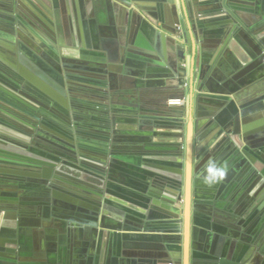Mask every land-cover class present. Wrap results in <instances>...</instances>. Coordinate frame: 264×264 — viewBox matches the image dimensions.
Here are the masks:
<instances>
[{
  "label": "crops",
  "instance_id": "1",
  "mask_svg": "<svg viewBox=\"0 0 264 264\" xmlns=\"http://www.w3.org/2000/svg\"><path fill=\"white\" fill-rule=\"evenodd\" d=\"M135 1L145 5L156 2ZM183 1L185 23L201 22L203 26L195 38L187 35L186 42L180 33L173 36L159 30L153 11L141 12L118 0H39L57 20V37L45 36L58 61L45 53L42 57L50 68H59L54 79L44 74L47 67L40 69L27 50L19 52L21 57L15 56L0 38V68L26 86L24 95L29 100L50 107L56 102L52 94H60L54 86L66 92L63 98L68 102L72 96L77 99L76 107L68 108L72 119L73 112L80 119L72 120V127L81 126L73 133L74 150L79 152L76 140L83 137L89 146L83 149L104 153L107 172L102 178L103 188H92L93 193L85 195L75 191L70 178L64 179L69 182L41 184L3 174L0 194L17 190L21 203L17 209L0 210V231L15 230L10 225L17 224L18 228L31 227L33 233H23L14 242L0 239V264H146L150 249L142 242L123 241L120 236L125 217H134L140 209V203L126 194H140L130 188L131 183H139L136 179L140 176L164 178L182 168L184 130L181 132L187 116L184 88L188 86L193 53L200 119L205 121L204 127H210L199 160L204 184L201 194L214 202L204 206L202 213L207 226L214 228L204 230L212 236L207 241L214 251L223 246L225 260L264 264V157L245 159L230 142L213 151L210 147L217 133L230 125L234 110L243 113L250 135L264 129V0L232 1L244 26L234 31L236 24L212 23L221 16L217 12L223 0ZM20 2L26 8L31 3ZM2 3L5 1L0 0ZM21 12L28 17L24 10ZM149 62L158 66L149 69ZM141 67L168 74L162 79L165 85L153 84L158 79L146 78ZM173 77L185 85L169 83ZM81 133L84 136H79ZM45 151L41 153L50 154ZM112 163L114 167H110ZM217 166L224 171L223 177L206 182ZM10 184L21 188L11 189ZM257 198L259 206L252 204ZM44 204L51 205V210L44 211ZM37 208L39 215L35 214ZM50 212L81 221L59 219ZM19 219H25L21 226Z\"/></svg>",
  "mask_w": 264,
  "mask_h": 264
},
{
  "label": "water",
  "instance_id": "2",
  "mask_svg": "<svg viewBox=\"0 0 264 264\" xmlns=\"http://www.w3.org/2000/svg\"><path fill=\"white\" fill-rule=\"evenodd\" d=\"M4 1L5 4H0V9L2 10L0 13V23L3 28V30L0 31V38H2L1 42L6 43L9 47L8 52L10 51V53L15 56L17 55L21 57V53L19 52H25V50H27L31 58L37 61L40 69L41 66L47 67L43 68L44 74L51 76L53 79L57 77L55 70L58 71L59 68H50L49 65L45 64L44 60H42L45 53L58 61L52 53V50L49 49L53 48L52 44H50L48 38L45 36V33H47L52 38L57 37L54 34V32H57V20H55V14L53 16V13L46 9L44 10V7L39 0H30L31 3H29L27 8L22 2H20V0ZM118 1L123 2L126 5H132V9L141 12L153 11V13H155L154 17L157 18V21L160 24L159 30L167 32L173 36L180 33L185 42L187 40V35H191L195 38L198 31L203 28L201 22L196 25L189 24V22L185 23L183 16H187V14L184 11L185 6L183 0H155L156 2H150L151 4L148 5H145L144 2H136L135 0ZM225 1L226 0H223L219 12H217L221 16L215 18L212 23L216 22L221 25L229 26L236 24L233 31L236 30V27L238 26L244 27L243 23L236 15L239 8L232 4V1L234 0H231L230 3ZM19 6L21 10L26 12L28 17L19 10ZM153 32L159 33L155 31ZM24 34H26V36ZM192 46L193 43L191 44V48ZM193 54L194 57L188 64V86L184 88V90L187 91L184 92V95H187V116L185 128L182 129L181 132L182 134L184 130V138L181 141L183 151L181 154L183 162L182 168L171 172L169 177L164 178L161 177L156 179L154 178L156 176H140V179H136L139 183H131L132 187H130L133 190L140 192V194H126L140 203V205H138L140 206V209L134 208L137 210L135 211L134 217H125L123 220L124 223L120 227V230L123 231L120 236H122L121 238L123 241L131 242L129 240H135L136 242H142L145 247L150 249L146 252L150 253V255H148L150 259H147L146 264H237L222 258V245L221 247L218 246V250L216 251L211 250L210 243L207 239L210 240L212 236H207L208 232L204 231H213L214 229L208 227L203 220L205 219L202 215L204 206L213 205L214 202L213 198L206 194H201L204 184L200 180L202 168L199 162L204 153L201 151L207 144V133L205 132L210 127H204L205 121L200 119L201 114L199 113V109H201V106L200 100L197 98L200 96V88H195L196 84L193 78L195 53ZM156 66H158L156 63H150L148 67L146 65L149 69ZM141 68L146 71V78L158 79L153 84L165 85L166 81L162 79L166 78L168 74L164 75L160 73L158 68H155L154 70H147L145 67ZM175 74H177L176 77L179 78V73L176 72ZM250 80L251 79L246 80V82L248 83ZM147 83L150 84V82ZM169 83L174 85L178 84L180 87L185 85L184 82H179L175 77H173ZM54 88L60 94H52L56 102L52 103L50 107L53 111H57L56 117L62 118L63 112H69V106L76 107L77 99L72 96L68 102L63 98L66 96V92H62L63 90L56 86H54ZM71 89L74 90L73 87H71ZM25 90L26 86L23 83L0 68V103L3 101L5 105L15 107L29 116L31 115L36 121L40 122L41 129L39 132H36L35 137L38 141L34 138L31 140L32 133L25 139L26 143L34 145L36 142L38 144L36 145L38 149L43 148L44 150L49 149V147L43 145L44 143H48L52 145V147L59 149V152L50 151V153L56 155L57 153L60 154L63 156V161L59 163L60 159H56L49 154L42 155L41 152V155L34 154V149L36 147L33 149L31 148L32 146L29 147L25 145L23 148L27 151H19L18 147L21 145L18 142H15L14 140L12 141L0 133V178L4 177V175L9 176L10 178H17L15 177V174L18 173L17 175H21L23 172H19L20 169H26L29 170V175L31 176L34 171H36L39 175L35 173L33 177L36 179L32 180L41 184L49 183L50 180H53V183L66 182L68 180L65 181L64 179L70 178L68 175L77 178L78 181L75 182L76 184L74 183L76 187L75 189H77L75 191H78V193H81L82 195H85L83 194L85 192L88 194L93 193L92 188L102 189L105 185L102 178L107 172L104 170V165L98 163L99 156H96V158L92 157L93 159L88 158L87 161L81 160L79 161V165L76 162L74 163V160L67 158L64 154L60 153L63 148L71 149L69 145L64 142L69 136L64 134L62 129L56 128L55 125L45 117L50 114L43 112V107H41V105L39 106V103L29 100V97L24 95ZM1 94L6 97L3 98ZM231 105L233 106V103ZM23 107H26L27 110H24ZM37 109L40 111L39 114L41 118L39 117V114L36 116L30 112L37 111ZM234 112L235 114L230 125L224 127V131L219 135L217 133L215 138H213V142L210 144L212 151L215 147L225 142H230L236 145L238 152L241 153L245 159L248 158L252 161L253 158L258 160L262 155L264 157V129L257 134L250 135L247 130V120L243 119V113L238 110H234ZM2 118L3 117H0V123L5 122L10 127H21V123L16 119ZM209 126H212V124ZM10 134L9 132L6 133L9 137L11 136ZM16 138H18V140L20 139L18 136H16ZM41 138L43 140H41ZM39 141L41 143L43 141L44 143L40 145ZM129 176L132 177L131 174H129ZM147 180L153 181H151V183L145 182ZM106 185L107 188L110 187L109 184ZM9 187L15 189L12 184H10ZM88 190L91 192H88ZM54 196L63 195L54 194ZM253 196V198H255L254 194ZM18 198L19 194H0V210L17 209L21 203ZM258 199L259 198L254 200L252 204L254 205L256 203V205L259 206L260 200ZM44 205H46L43 207L44 211L47 212L48 210H51V205ZM40 212L41 211L37 208L35 214L39 215ZM50 214L56 218L66 219L71 222L81 221L80 219L63 215L59 212H50ZM12 219H15L14 215H12ZM24 221L25 219H19L18 225H23ZM32 223H34V225H39L34 220ZM10 227L15 230L0 231V239H10V241L14 242V240L18 239L23 233H33L31 227L25 228L21 226L18 228L17 224H11ZM38 233L41 234L40 231H38ZM153 233H156L158 236L153 235ZM210 233L211 232H209V234ZM7 246L9 247V245L6 244V247ZM0 251H3V249L0 248Z\"/></svg>",
  "mask_w": 264,
  "mask_h": 264
},
{
  "label": "flooded vegetation",
  "instance_id": "3",
  "mask_svg": "<svg viewBox=\"0 0 264 264\" xmlns=\"http://www.w3.org/2000/svg\"><path fill=\"white\" fill-rule=\"evenodd\" d=\"M8 74H10V73H8ZM1 96L3 97V94H1ZM5 97L6 96H4V98ZM38 105L40 106L41 103L38 104ZM41 107H43V106H41ZM47 107L48 108H46V110H45V107H43V109H42L43 112H46L47 114H50V115H47L45 117H47L49 119V121L52 124L55 125L56 128L62 129V131L64 132V134H66V135L69 136V137H67L65 139L66 141H64V142L67 145H69V147L71 149H69V148L68 149H64L63 148L62 152H60V153L64 154L65 157L74 160V163L76 162L79 165H80V162L79 161H81V160L87 161L88 158L93 159L92 157H95L96 158V156H99L98 157V163L103 164L104 166L103 165L102 166L104 167V170H105L106 160H105L104 153L100 152V153L94 154L92 152H89V150H87V149H86L87 151L85 149H83L85 147H89L87 145L86 141L83 140V137L77 138V140H76L78 142V147H80L79 148V152H77V150H74V147H73L74 135H73V133H76L77 132V131L74 132L75 131V128H78V127L80 128L81 126L75 124L76 127L74 125H73L74 127H72V124H73L72 120H75V121L76 120H80L78 118V115L75 114V112H73V119H72V113L69 111L67 113L63 112L62 113V115H63L62 118L56 117L57 111L56 110L53 111L51 109V107H49V106H47ZM23 108H24V110H27L26 107H23ZM30 112H32L36 116H38V114L40 113V111L38 109H37V111L35 110V111H30ZM0 117H3L2 119H5V118H8V119H16L19 123H21V125H20L21 127H10L5 122H1L0 123V133H1V135L3 134L4 137H7L8 139H11L12 141L14 140L15 142H18L21 145L20 147H18L19 151H27L26 149L23 148L25 145L26 146H29V147L32 146L31 148H33V149L36 147L34 149L35 150V153L34 154L41 155L40 152H41V150H43V148L38 149V147L36 146L38 144L36 142H35L34 145H31V144H27L26 143V140H25L28 135L30 136L33 133L31 140H33V138H34V139H36V141H38V139L35 138V137H36V132H39L40 129H41L40 122L36 121L31 115L29 116L25 112H23V111L15 108V107H12L10 105H5L2 102L0 103ZM39 117H40V114H39ZM23 130H26V131H23ZM80 131L81 132L82 131L84 132V130H80ZM7 132H9V134L11 132V134H10L11 136L10 137L6 135ZM16 136L20 137V139L18 140V138H16ZM79 136H84V134L81 133ZM41 140H43V139L41 138ZM42 143H44V142L42 141ZM42 143L40 142V145ZM43 145L49 147V149H48L49 152L50 151H53L54 152V151H58L59 150V149H57L55 147H52V145H50L48 143H44ZM42 155H43V153H42ZM49 155L52 156V157H54V158H56V159H60V162L59 163H61L63 161V156H61L58 153H57V155L56 154H51V153ZM114 166H115L114 163H112V165L110 167H114ZM19 172H23V173H21V175H17L18 174L17 173V174H15V177L21 178V179H36L35 177H33L34 174L37 173L36 171H34V173H33L32 176L29 175L30 174L29 173V170H26V169H20ZM68 177H70V179L72 181H74V182L78 181L77 178L71 177L69 175H68ZM14 188L20 189L21 187L20 186L17 187L16 185H14ZM15 191L17 192V190H15ZM16 192H13L12 194H17L18 192L17 193ZM18 199H20V198H18Z\"/></svg>",
  "mask_w": 264,
  "mask_h": 264
},
{
  "label": "clouds",
  "instance_id": "4",
  "mask_svg": "<svg viewBox=\"0 0 264 264\" xmlns=\"http://www.w3.org/2000/svg\"><path fill=\"white\" fill-rule=\"evenodd\" d=\"M217 169L218 170L215 171V174L210 179H208L206 182L212 183V182H215L217 179L223 177L224 171L223 170H219L218 166H217Z\"/></svg>",
  "mask_w": 264,
  "mask_h": 264
}]
</instances>
